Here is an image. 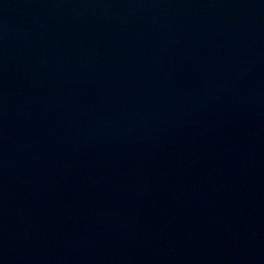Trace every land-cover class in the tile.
<instances>
[{"label":"water","instance_id":"95a60500","mask_svg":"<svg viewBox=\"0 0 264 264\" xmlns=\"http://www.w3.org/2000/svg\"><path fill=\"white\" fill-rule=\"evenodd\" d=\"M0 264H264V0H0Z\"/></svg>","mask_w":264,"mask_h":264}]
</instances>
